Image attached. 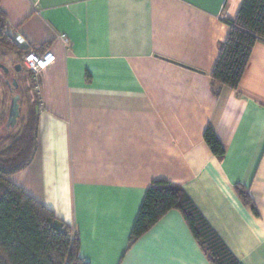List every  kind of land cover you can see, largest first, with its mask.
I'll list each match as a JSON object with an SVG mask.
<instances>
[{
	"label": "crops",
	"instance_id": "1",
	"mask_svg": "<svg viewBox=\"0 0 264 264\" xmlns=\"http://www.w3.org/2000/svg\"><path fill=\"white\" fill-rule=\"evenodd\" d=\"M242 1L0 0L17 43L56 55L42 74L36 153L10 179L73 227L85 262L210 264L176 209L130 246L147 188L165 180L241 264H264V41L236 89H211Z\"/></svg>",
	"mask_w": 264,
	"mask_h": 264
},
{
	"label": "trees",
	"instance_id": "2",
	"mask_svg": "<svg viewBox=\"0 0 264 264\" xmlns=\"http://www.w3.org/2000/svg\"><path fill=\"white\" fill-rule=\"evenodd\" d=\"M229 24V34L220 43L211 72V89L216 97L224 87H238L255 44L264 41V0H243ZM29 50L30 47H22L15 41L0 5V54L4 57L16 54L22 62ZM31 81L33 73L29 71L24 98L18 77L10 82L0 76V123L5 122V127L10 125L12 90L21 98L16 130L0 136V264H89L80 257V240L73 227L10 179L24 170L36 153L40 99ZM204 140L217 157H224L225 148L212 124L206 127ZM235 189L244 204L259 215L249 191L239 184ZM173 209L182 213L210 264H241L183 187L165 180L153 181L147 188L130 235V246Z\"/></svg>",
	"mask_w": 264,
	"mask_h": 264
},
{
	"label": "built area",
	"instance_id": "3",
	"mask_svg": "<svg viewBox=\"0 0 264 264\" xmlns=\"http://www.w3.org/2000/svg\"><path fill=\"white\" fill-rule=\"evenodd\" d=\"M60 39L64 47L70 46V38L66 34H61ZM26 43V42H24ZM19 44V43H18ZM21 45V44H20ZM56 61L55 53L47 48L42 52L35 51L34 49L29 50L23 57V65L27 70L33 73V85L36 93L41 95L42 93V74ZM43 103H40V109ZM74 233V232H73Z\"/></svg>",
	"mask_w": 264,
	"mask_h": 264
},
{
	"label": "rangeland",
	"instance_id": "4",
	"mask_svg": "<svg viewBox=\"0 0 264 264\" xmlns=\"http://www.w3.org/2000/svg\"><path fill=\"white\" fill-rule=\"evenodd\" d=\"M0 62L4 63L9 69H10V74H5L3 73L2 69H0V76L3 78H8V80H10V82L13 81L14 78L18 77V79H20V83H21V88H20V93L23 95V97L25 98V90H26V85H24V82L27 80V78L29 77V70L26 69V67H22V62L21 60H19L18 58H16L15 60H13L11 58V56L8 57H4L0 54ZM15 63H17V66L21 67V71L18 73L15 70ZM17 74V76H16ZM11 100H9V105H10ZM27 107L26 101L25 99L23 100V105L22 108L25 110V108ZM16 125L17 122L15 124H10L7 127H5V122L0 123V128L4 127L3 129L0 130V136L4 135L8 132H12L13 130H16Z\"/></svg>",
	"mask_w": 264,
	"mask_h": 264
},
{
	"label": "water",
	"instance_id": "5",
	"mask_svg": "<svg viewBox=\"0 0 264 264\" xmlns=\"http://www.w3.org/2000/svg\"><path fill=\"white\" fill-rule=\"evenodd\" d=\"M0 68L5 70V72H9V68L2 62H0ZM21 67L17 66V70H20ZM14 84L17 85V82L14 81ZM20 104H21V98L19 94L16 92V90H12V108H11V114H10V122L11 124L16 123L19 115H20Z\"/></svg>",
	"mask_w": 264,
	"mask_h": 264
}]
</instances>
